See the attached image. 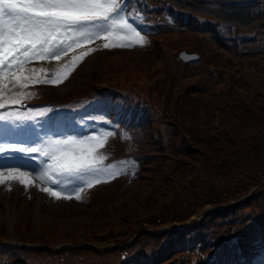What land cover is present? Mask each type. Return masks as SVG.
<instances>
[{"label":"rangeland","instance_id":"obj_1","mask_svg":"<svg viewBox=\"0 0 264 264\" xmlns=\"http://www.w3.org/2000/svg\"><path fill=\"white\" fill-rule=\"evenodd\" d=\"M135 1L126 0L125 5L128 3L133 6ZM139 1L143 6L155 4L153 0ZM165 1H172L185 9L200 11L203 14H212L222 20L234 23V25L239 26L241 29L243 27L249 28L257 26L261 20L264 21V0ZM134 7H137V5H134ZM137 12H139L138 9ZM138 14L133 13L135 16ZM139 15L141 17L143 16V14ZM130 22L132 21L130 20ZM139 23L140 21H136V24L139 25L138 31L148 41L147 36L141 31L142 25ZM170 33L167 37L160 34L157 35V41L153 44V47L150 45L148 48L141 49L140 51L131 48L102 51L104 49L103 47H97L102 42L97 41L89 45L96 48V50L87 55L63 83L59 85L34 84L26 89L29 92L36 93L31 99L25 101L26 106L33 105L35 108H53L54 111L52 113H48L46 117L41 119L52 117L57 111L69 115L74 122H79L82 117L94 116L97 118L95 125L89 120L86 126L80 123H74L73 127L77 130L86 127V130L83 132L84 135H103L104 132L112 131L114 134L108 138L105 148L102 151L107 156L105 163L114 165L121 174L106 182L96 184L90 189L85 188L81 194L82 200L79 201L75 199V196L71 200H56L53 197H49L46 193L39 190V187L48 185L40 184L37 187L35 185L39 184L38 181H34V185L27 188L19 185L18 182H12L10 190L7 185H0L1 241H3L1 237L13 240L17 238V235L19 236L18 238H24L21 237L24 235L27 236V240L33 239L36 242H51L55 245H61L63 247L60 249L63 248L62 251H65V253L53 254L50 250L35 248L37 250L31 249V253L29 254L28 250L25 249L28 256L49 259L57 264H79L86 257L91 260V262H88L89 264H117L120 255L122 253L124 254V250L128 249L135 240L148 241V237H144L147 230L162 231L167 226L174 224L170 223L171 218L167 212L168 210L177 212V208L173 209L172 207L174 206L171 201L169 199L167 200L168 191L171 188H180V192H178L179 199H191V193H189V197L184 194L190 190L192 185L194 188L199 189L200 185L195 183V181H201L203 177H207V180L212 182L214 180L223 182L221 185L224 188H226V183L232 182V172H228L227 174L223 172L221 179H219L211 172L214 170L215 164L205 169L200 164L199 160L205 154V150L203 143L197 138V131L193 129L195 128V124L189 129L184 128L182 125L179 126L184 147L185 144H194L197 151L196 154H184L186 156L184 158L185 163L182 165L186 169H192L186 171L188 174L184 179V184L187 183V180L198 169L197 176L194 179L183 185L184 187L182 188L178 183L182 165L178 168H173L171 172L170 165L173 163V158L167 153L162 165L158 164V161L156 162L155 160L149 162L145 166L147 169L140 170L136 174H141L140 181H138L140 183L138 184L137 181L134 182L132 176L137 168L135 154L139 152L138 150L142 146L132 138L130 131L125 129L121 124L119 117L122 101L120 99L108 100L103 95L96 96L95 91L100 89L98 86L105 79H117L118 82L128 85L132 89L136 88L137 91L139 89V93L147 94L154 101L156 108L154 110L157 111H155L156 121L153 129H158L160 133L165 135L171 125L165 120L163 105H161V103H164V100H161L160 92L162 90L160 89L161 86L164 88L165 85H161V78L157 79V77H162L167 71V67L168 69H174L180 66L176 59V50L182 46L193 44L197 39L195 32L187 30ZM202 41L206 42L201 37L198 40V44H201ZM170 49L171 51L168 53ZM256 58V56L253 57V59ZM253 61L259 63L260 59L258 57ZM36 66L39 67L41 65L37 63ZM257 73L258 71L254 68L245 67L241 71V74L248 85L243 86H250L251 90H256L257 86L253 82V79ZM90 78L95 82L98 79L100 81L98 84L92 85L91 82H88ZM193 79L191 77L181 78L180 76L171 78L170 85H177V87L169 88L172 92L171 99H174L177 92L188 91V94L192 96V100L198 102V104H202L205 99L211 96V91H215L212 89L205 90L200 82H195V85H192ZM148 82L156 83L155 88H151L149 93H147ZM220 85L222 86V83L215 84L213 88L218 89ZM131 94H134V91H131ZM167 94L169 95V93ZM74 95L76 96L74 97ZM30 100L35 101V103L29 102ZM171 104L174 105V101ZM172 105L169 104L171 109ZM159 111H162V114ZM173 115H176V113L173 112ZM202 116L203 113H200L199 119H203ZM177 117H180L179 114H177ZM101 119L113 122L114 127L100 123ZM199 119L196 123L199 122ZM176 120L179 123L178 118ZM93 126L96 128L95 133L87 130ZM191 131H193L192 135ZM67 134L77 135L79 133L78 131H68ZM195 140H198V142L195 143ZM146 148L143 145V149ZM183 153L187 152H182L181 156ZM157 157L159 159L162 158L160 156ZM218 159L219 157L215 158L217 161L216 168L222 167L225 164H218ZM38 168L39 163L32 161L30 162V166L24 169L35 172ZM156 170H158V175L154 173ZM203 171L205 176H203ZM164 174L168 178L164 177ZM130 178L133 180L132 182H129ZM261 181H264V175L260 178L259 183L256 182L257 185ZM209 187L218 188L215 183H212ZM250 189L251 187L242 193L243 197ZM112 195L115 196L112 197ZM208 206L210 205L205 204L199 207L196 213L201 212L200 208L203 209V207ZM196 213H192L190 216ZM185 220L188 222L187 218ZM175 223L180 222L176 221ZM44 235H47L49 239L45 240ZM61 240H65V244H61ZM70 245L75 249H80L78 250L79 252L68 251L66 247ZM106 247H111V249L109 248L111 251L105 250ZM79 254L83 255V259L77 257ZM61 255H67V259L64 260ZM1 258L3 257L1 256ZM9 259L11 261H8V263L15 264V258ZM183 260H180L179 263L182 264ZM252 261L253 264H264V249ZM167 262V264H170L169 261ZM188 264L200 263L195 258H191ZM210 264L215 263L210 262Z\"/></svg>","mask_w":264,"mask_h":264},{"label":"trees","instance_id":"obj_2","mask_svg":"<svg viewBox=\"0 0 264 264\" xmlns=\"http://www.w3.org/2000/svg\"><path fill=\"white\" fill-rule=\"evenodd\" d=\"M183 24L180 28L162 26L163 24L156 26V30L161 32L164 37L174 31L195 32L197 36L195 42L185 46L198 50L201 55V59L197 63L183 61L176 57L180 66L174 69L167 67L165 74L162 77H157V79L161 78V85H165L160 89L162 90L160 92L161 100H164L161 105H163L165 120L173 124L167 129L164 136L157 129H153L156 121L155 111L157 110H154L156 109L154 101L147 94H141L139 89L138 91L136 88L132 89L128 85L118 82L117 79H105L103 83L107 89H112V94L117 92L122 95L123 107L125 110L130 108L131 111V116L125 127L141 146L145 145L146 149L152 151L151 154H136L141 171L147 169L145 166L154 160L162 165L168 153L173 158V163L170 165L172 172L173 168H178L185 163L186 156L184 154H196L194 144H185L184 147L179 130L180 125L189 129L195 124L193 129L197 131V138L203 143L205 150V154L199 160L200 164L204 169L215 164L214 170L211 172L219 179L223 172L224 174L232 172V182L226 183V188H224L221 185L223 182H217V180L212 182L207 180V177H203L201 181H195L200 185L199 189L192 185L190 190L184 194L189 197V193H191V199H179L180 188H171L168 191L167 200L171 201L173 209L177 208V212L167 211V209L166 211L171 218L170 223L174 224L167 226L162 231L147 230L144 237H148V241L135 240L128 249L124 250V254L120 255L117 264H167V261L170 264H178L183 259L182 264H188L191 258H195L200 264H210V262L244 264L249 263V258L253 253L259 247L264 246V181L257 185L264 175V27L251 37L230 34L227 39L224 36L225 31L218 26V22L211 19L191 21V14H188L187 20ZM161 27L168 28L161 30ZM204 29L211 31L219 44L227 48L229 53L214 51L210 42L198 44ZM131 49L141 50L139 47ZM170 51L171 49L168 53ZM255 56L259 57V63L253 61L257 59H253ZM247 66L258 71L253 79L257 86L256 90H251L250 86H243L248 84L242 77L241 71ZM178 76L194 78L192 85H195V82H200L205 90L215 91H211V96L205 99L202 104L192 100L188 91L177 92L174 99H171L172 92L169 88L177 87V85L171 86L172 80L170 79ZM219 83H222V86L214 89L213 86ZM151 84L153 85L151 86ZM155 86V82H148L147 93ZM131 91H134V94H131ZM173 101L174 105L171 104ZM169 104L172 105V109ZM159 112L162 114V111ZM173 112L176 115H173ZM200 113H203V119H199ZM177 114L180 117H177ZM198 119L199 122L196 123ZM152 131H155L157 136L153 137ZM192 134L193 131H191ZM196 142L198 140H195ZM184 151L187 153H183L181 156ZM157 156L162 158L159 159ZM218 157V164H225L216 168L215 158ZM187 170L192 169H186L182 165L178 179L182 188L197 176L198 169L184 184V179L188 174ZM154 173L158 175V170ZM140 176L141 174L133 177L134 182L138 183ZM163 176L167 177L166 174ZM203 176H205L204 171ZM212 183H215L218 188L209 187ZM250 187L251 189L242 199H234ZM224 202L227 203L221 207L213 205L203 207V209L200 208L201 212L196 213L199 207L205 204L220 205ZM185 203L187 204L185 205ZM192 213H196L197 216L191 217ZM186 218H189V221L185 225L175 223L176 221L183 222ZM44 236L45 240L49 239L47 235ZM21 237L28 239L24 235ZM46 244L53 243L46 242ZM48 246L36 248L50 250L53 254L65 253L62 251L63 248L60 249L63 246ZM109 248L111 249V247H106L105 250L111 251ZM25 249L29 254L31 249L37 250L26 244H0V257H3L0 264H10L8 263L11 261L9 258H16L15 263L17 264H57L49 259L28 256ZM66 249L75 253L80 250L71 245ZM19 251H23L26 256L18 253ZM61 257L64 260L67 259V255H61ZM77 257L83 259L82 254ZM88 262L91 260L86 257L79 264H89Z\"/></svg>","mask_w":264,"mask_h":264},{"label":"snow or ice","instance_id":"obj_3","mask_svg":"<svg viewBox=\"0 0 264 264\" xmlns=\"http://www.w3.org/2000/svg\"><path fill=\"white\" fill-rule=\"evenodd\" d=\"M125 13V0H0V185L10 190L12 182L27 188L38 181L49 197L79 201L85 188L121 174L102 151L112 131L84 135L86 127H73L95 125L96 117L74 122L57 111L41 119L53 108H28L25 101L36 95L26 90L30 85L68 79L97 41L104 49L147 43L136 24L143 18ZM32 161L39 163L35 173L22 170Z\"/></svg>","mask_w":264,"mask_h":264},{"label":"water","instance_id":"obj_4","mask_svg":"<svg viewBox=\"0 0 264 264\" xmlns=\"http://www.w3.org/2000/svg\"><path fill=\"white\" fill-rule=\"evenodd\" d=\"M177 55L182 57L183 59H189V58L196 57L197 52L181 47L177 50Z\"/></svg>","mask_w":264,"mask_h":264},{"label":"bare ground","instance_id":"obj_5","mask_svg":"<svg viewBox=\"0 0 264 264\" xmlns=\"http://www.w3.org/2000/svg\"><path fill=\"white\" fill-rule=\"evenodd\" d=\"M22 170H25V169L23 168ZM26 171H32V172H33V170H26ZM34 173H35V172H34ZM70 242H71V241H70ZM61 244H65V241H62ZM48 245L54 247V243H53V244H48Z\"/></svg>","mask_w":264,"mask_h":264}]
</instances>
